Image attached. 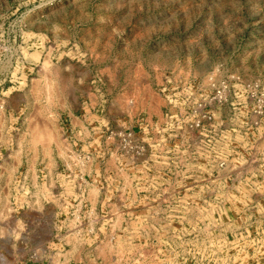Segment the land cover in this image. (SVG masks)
Returning a JSON list of instances; mask_svg holds the SVG:
<instances>
[{"label": "rangeland", "instance_id": "rangeland-1", "mask_svg": "<svg viewBox=\"0 0 264 264\" xmlns=\"http://www.w3.org/2000/svg\"><path fill=\"white\" fill-rule=\"evenodd\" d=\"M0 264H264V0H0Z\"/></svg>", "mask_w": 264, "mask_h": 264}]
</instances>
